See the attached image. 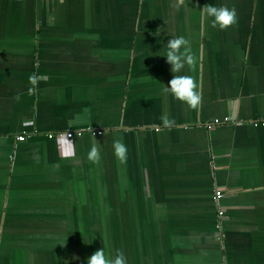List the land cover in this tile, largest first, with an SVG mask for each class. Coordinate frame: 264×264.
Returning <instances> with one entry per match:
<instances>
[{
  "label": "crops",
  "instance_id": "crops-1",
  "mask_svg": "<svg viewBox=\"0 0 264 264\" xmlns=\"http://www.w3.org/2000/svg\"><path fill=\"white\" fill-rule=\"evenodd\" d=\"M263 123L264 0H0V264H264Z\"/></svg>",
  "mask_w": 264,
  "mask_h": 264
},
{
  "label": "clouds",
  "instance_id": "clouds-1",
  "mask_svg": "<svg viewBox=\"0 0 264 264\" xmlns=\"http://www.w3.org/2000/svg\"><path fill=\"white\" fill-rule=\"evenodd\" d=\"M201 14L209 18V22L213 27H218L221 30L234 26L237 21V12L235 8L217 6L215 4L205 5L201 9ZM187 44L188 41L184 36H176L175 38L168 39L162 57L166 58V62L171 66L172 73L180 72L186 63H193V56L189 54ZM182 48L183 51H181ZM162 89L165 93L171 94L175 99L185 102L193 109L199 106L202 99L197 83L192 76L173 75L167 86L164 84L162 85ZM164 123L166 125L170 123L167 117L164 118ZM113 149L114 154L118 158H125L127 147L122 141H113ZM88 155L89 159L99 158V153L95 145H93ZM85 264H125V260L122 255H117L114 259H109L102 247L91 256L87 257Z\"/></svg>",
  "mask_w": 264,
  "mask_h": 264
},
{
  "label": "built area",
  "instance_id": "built-area-1",
  "mask_svg": "<svg viewBox=\"0 0 264 264\" xmlns=\"http://www.w3.org/2000/svg\"><path fill=\"white\" fill-rule=\"evenodd\" d=\"M220 122L221 121L219 119H216L214 121L215 124H218ZM255 125H258V123H255ZM77 134L79 136L83 135L82 132H78ZM92 134L93 135H98V134L100 135V134H102V132L101 131H98V132L93 131ZM74 136H75V133H73V132H69V133H56V134H49L48 135V137L51 138V139L52 138H57V139H66V140H70V139L74 138ZM27 137H28L27 134L24 133L22 135H19L17 137V140L20 141V142H23V141H25L27 139ZM222 196H223V193L221 191H217V197H218V199L221 198ZM220 216H223V212H220Z\"/></svg>",
  "mask_w": 264,
  "mask_h": 264
}]
</instances>
